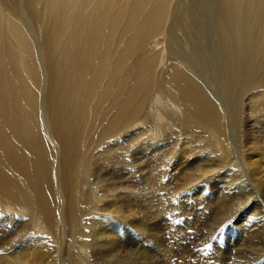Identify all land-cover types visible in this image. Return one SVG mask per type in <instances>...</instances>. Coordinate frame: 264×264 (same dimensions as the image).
I'll list each match as a JSON object with an SVG mask.
<instances>
[{
  "label": "bare ground",
  "instance_id": "obj_1",
  "mask_svg": "<svg viewBox=\"0 0 264 264\" xmlns=\"http://www.w3.org/2000/svg\"><path fill=\"white\" fill-rule=\"evenodd\" d=\"M201 1L21 0L23 6H17L15 0H0V215L14 212L1 215L0 222L21 224L12 233L8 227L12 240L0 241V264H189L192 253L186 254L185 248L179 256L174 254L180 243H174L173 251L165 248L160 259L146 252L162 246L161 231L133 226L140 239L147 234L153 240L149 247H134L127 240L133 229L120 228L117 221L139 223L144 214L133 202L137 196L132 191L125 188L124 195H117L110 189L108 185L119 183L113 175L118 168L108 167L122 159L131 168L132 153L147 140L160 143L173 137L182 143L187 157L181 161L187 160L180 163L186 166L180 172L184 181L177 182L176 191L194 188L231 166V179H241L248 193L241 208L255 207V201L249 202L264 192V143L260 152L258 143L242 146L241 141L249 139L255 127L252 117L261 111L264 116V0H216L212 9ZM189 10L200 18L209 16L216 25L214 37L209 31V42L216 41L209 54L213 57L204 56L208 49L202 47V36L191 35L196 22L190 20ZM26 26L38 31V40L29 36ZM159 36L165 47L157 51ZM213 77L215 88L208 80ZM156 106L160 109L155 112ZM174 140L163 146L170 147ZM164 147L162 153L169 156L173 147ZM239 164L248 179L258 178L253 192L244 184ZM218 182L226 183L222 178ZM84 186L87 194L81 202L78 194ZM190 192L186 194L192 196ZM182 195L187 197L184 191ZM96 198L106 202L95 205ZM84 209L87 218L81 220ZM228 219L227 210L216 215L209 230ZM24 224L37 231V237L25 243ZM5 236L0 231V240ZM257 237H264V228L249 239ZM18 241L16 248L13 243ZM243 252L245 257L238 253L230 264L251 258L264 264V250L256 255L257 244Z\"/></svg>",
  "mask_w": 264,
  "mask_h": 264
},
{
  "label": "rangeland",
  "instance_id": "obj_2",
  "mask_svg": "<svg viewBox=\"0 0 264 264\" xmlns=\"http://www.w3.org/2000/svg\"><path fill=\"white\" fill-rule=\"evenodd\" d=\"M16 1V5L17 6H23L22 5V2L21 0H15ZM202 3L204 2V4L206 5V9H209V6L210 8L212 9L213 6H216V0H203L201 1ZM191 5V3L189 4V6ZM185 6V5H184ZM188 6V5H186ZM198 6H202V5H198ZM201 9V8H200ZM200 9H198L200 11ZM190 14H189V18L190 20L193 21V23L195 24L196 22V27H195V34L194 32H192L191 35H195V37L197 36H202L201 39L203 40L204 43H202V47L205 48V49H208V54L207 52L204 51V56L206 57H213L212 55H209L211 54V52L213 51V49H215V44H216V41L214 40V42L210 43L209 42V31L211 33V36L213 35V32H216L217 29H216V25H214L213 21L211 20V18L208 16L204 17V16H201L198 17L196 14L195 11H191L189 10L188 11ZM195 12L196 14H193ZM187 13V12H186ZM184 13V15L186 14ZM188 14V13H187ZM186 14V15H187ZM196 15V16H195ZM199 15V14H198ZM24 19H26L28 21V18L27 16H24L23 17ZM195 18V19H194ZM199 21H198V20ZM205 19V20H204ZM25 20V21H26ZM26 21V24L28 23ZM204 21V22H203ZM207 21V23H205ZM213 22V23H212ZM198 23V24H197ZM203 24L207 25V29L205 30ZM25 25V23H24ZM210 25V26H209ZM212 25L215 26L212 28ZM26 29L29 33V36L31 37V34H32V39L33 37H35L36 40H38V31H35L33 29H28V27L26 26ZM209 29V30H208ZM34 32V33H33ZM177 37V36H174V38ZM214 37V35H213ZM38 43V42H37ZM155 44H157L156 46H158L156 48L157 51H160L162 48L164 49L165 47V40H164V37L163 36H159L157 39H156V42ZM208 55V56H207ZM211 72V71H210ZM212 74H214V72H212ZM210 82H214L215 84H211L212 85V88H215L216 87V84H217V81H216V77H213L212 79H208ZM210 85V84H209ZM210 85V86H211ZM43 90V89H42ZM40 95H41V92H40ZM244 107V106H243ZM160 108L159 107H155V112L157 110H159ZM262 111L257 114L256 116L252 117L253 119V122L252 124L255 125L254 126H251V130H252V133H250V137L249 139L247 137L244 136V142L241 141V145L243 146V144L246 142V144H254V143H258L260 145V147L258 146V150L260 152L263 151V146H261V143L263 142L264 143V116L262 115ZM42 125H41V128L43 129V134L44 136H48V132H47V126H46V123L44 122V119H42ZM249 126V127H250ZM239 133V132H238ZM239 136H241V133H239ZM49 138V137H48ZM172 138V139H171ZM167 137L166 139L163 140V138H160L162 139L163 141L162 142H155L156 144H159L158 146L153 142H150L149 140L147 141H143L141 142L140 146H138L133 153V159L130 157V159L133 162L132 163V169L127 167V163L125 164V161L121 159H118L116 162H113V164H111V166L108 167V164L106 163V166L108 168H118L117 169V172L114 173V179L116 181H119V186L117 183H111L110 185H108L110 187V189H112L114 191V194H117V195H124L121 194L123 192V190H125V188L129 191H132L134 194H136L137 197H135L136 199L133 200V202H137V207L139 208H142V212L140 211L141 215L143 216H146L141 218L142 222H137V223H130V221H125L124 223L122 222V220H117L119 222V224L121 223V227L122 228V225L124 227L125 230L128 229V227L132 228L134 232H131L129 234V237L127 238L128 240V243L133 245L134 247L135 246H143V247H149L151 244H152V239L150 240V237L147 236V234H145V238L142 240L140 239V235H138V228L137 230H135L134 228L136 227H133V226H138L139 227H143L145 229V231H150L151 229H155L156 232L161 231L163 234H165L163 236V240H160L162 241V246L160 244L159 247H156V250L153 251V248L151 250H147L146 248V252H150V256H157L158 259L161 258L162 255L165 256V248H168L169 250L173 251L174 249V243H180L179 245V248H175V251H174V254L176 256H179L182 251V249H180L181 247L184 249V251L186 252V254H191L192 257H189L188 260L193 262V263H189V264H230L231 261L235 260L236 261V257L239 256L238 253L240 254H243L244 257H245V253L243 252V249L245 251V249L248 247V246H255L257 244L258 246V252L256 253L259 254V250H264V243H263V240H264V237H257L256 240L254 239H249L255 232H258L260 229L264 228V196H262V194L264 195V192L263 191H259L260 192V198L259 200L258 199H253L249 202V204H251L252 202V205L254 204V201H255V207H252L251 209H247V210H244V207L242 206L241 208V205L244 203L243 201L245 196L247 197L248 193L245 192V189L243 187H241V179H239L237 181V179H231L232 177H230V167L229 166L227 169L225 168V174L222 175L221 171H218L216 172L214 175H209V177H205L203 179V181H201L200 183L196 184L194 188L192 187H188V189H180V190H175L177 189V182L179 184H181V182L184 181V177H182V175L180 174L181 171H183L184 167L185 166V163L180 165V163H183L185 162L186 160L184 159V161H181L183 159V157H187V155H184L183 152V146H182V143L179 142V143H175V138L173 137ZM50 139V138H49ZM169 139V141L167 140ZM171 139V140H170ZM166 140V141H165ZM174 140V143L172 145H170V147L172 146L173 147V152L169 154V156L167 154H164L162 152H164V149L162 150V148L164 147L163 145H168V143L170 141L173 142ZM165 141V142H164ZM145 143V145H144ZM154 143V144H153ZM163 143V144H162ZM180 144V145H179ZM151 145V146H150ZM143 146V148L141 147ZM149 146V147H148ZM155 147V150L156 152L154 151V148ZM146 147H147V150H146ZM169 146H165L164 148H170ZM151 148V149H149ZM261 148V149H259ZM176 149V150H175ZM179 149V150H178ZM152 150V152H151ZM262 150V151H261ZM137 151V153H136ZM143 151V152H142ZM180 151L183 155L179 154ZM140 152V154H139ZM151 154H150V153ZM154 152L156 154H154ZM136 153V154H135ZM149 153V155L147 156V154ZM159 153V154H158ZM176 153L178 155H176ZM143 154V155H142ZM145 154V155H144ZM161 154V155H160ZM173 154H174V157H173ZM135 155H137V157H135ZM141 155V156H140ZM181 155V156H180ZM140 156V157H139ZM143 156V157H142ZM151 156V157H150ZM183 156V157H182ZM153 157H156V158H153ZM158 157V158H157ZM162 157V158H161ZM165 157V158H164ZM176 157L178 158L177 160H174L176 159ZM182 157V158H181ZM135 158V159H134ZM140 158V159H138ZM152 158V159H151ZM168 158V159H167ZM171 158V159H170ZM145 159V160H144ZM148 159V160H147ZM162 159V160H161ZM246 159V158H245ZM141 160V161H140ZM119 161V162H118ZM124 161V162H123ZM149 162V163H146V162ZM162 161V162H160ZM175 161V162H174ZM121 162V163H120ZM124 164H123V163ZM153 162H155L154 164H152ZM159 164H158V163ZM177 162V163H176ZM137 164L139 167H137ZM191 164V163H190ZM262 164V167L264 169V161L261 163ZM114 165V166H112ZM115 165H118V166H115ZM120 165V166H119ZM126 167H125V166ZM135 165V166H134ZM142 165V166H141ZM146 167H145V166ZM160 165H163L162 167ZM180 165V166H179ZM184 165V166H183ZM172 166V167H171ZM180 168H179V167ZM253 166V165H252ZM100 167L102 168V166L100 165ZM120 167V168H119ZM136 167V168H135ZM158 169H157V168ZM166 167V168H165ZM237 167V170L239 171V173L242 175V177H244V184H247L249 186V188L252 190L253 192V185H255V180H258L257 177H253L251 179H248L247 177L248 176H245V174H243V167L241 164H239ZM254 167V166H253ZM124 168V169H123ZM127 168L130 169V171L127 170ZM143 168V169H142ZM164 168V169H162ZM172 168V169H170ZM176 168V169H175ZM242 168V169H241ZM142 169V170H141ZM148 169V170H147ZM150 169V170H149ZM174 169V170H173ZM179 169V170H178ZM181 169V170H180ZM55 170V169H54ZM121 170H126V174L123 173V172H120ZM133 170V171H132ZM144 170V171H143ZM161 170V171H160ZM166 170V171H165ZM176 170V171H175ZM227 170L229 172H227ZM135 171V172H134ZM138 171V172H137ZM156 174L157 171L159 172V174L157 175L158 178L156 180L155 178V172ZM165 171V173L163 172ZM131 172V173H130ZM133 172V173H132ZM144 175H143V173ZM162 172L164 173V175L162 174ZM228 173V176H227V173ZM133 174V177L132 175L130 174ZM148 173V174H147ZM153 173V174H152ZM173 173V174H172ZM193 173V172H192ZM119 174V176H117ZM151 174V175H150ZM193 174H198V173H193ZM128 175V176H126ZM161 175V177H159ZM171 175V176H170ZM264 175V174H263ZM145 176H149L147 178ZM151 176H153L154 180L151 179ZM211 176V177H210ZM214 176V177H213ZM226 176V177H225ZM117 177V178H115ZM217 177V178H216ZM230 177V179H229ZM106 178V176H105ZM119 178V179H118ZM129 178V179H128ZM135 178V179H134ZM171 178V180H170ZM207 178V179H206ZM222 178L223 180L226 181L223 182L221 185L219 184L218 182V179ZM228 178L229 179V182H228ZM127 179V180H126ZM134 179V180H133ZM141 179H143V182L141 181ZM162 179V180H160ZM177 179V180H176ZM183 179V180H182ZM214 179V180H213ZM253 179V180H252ZM161 182H160V181ZM174 180H176L174 182ZM181 180V181H180ZM235 180V181H234ZM250 180V182H249ZM136 181L137 184H134ZM147 183V186L145 184V182ZM171 181V183H170ZM230 181H234L233 183L230 182ZM237 181V182H236ZM240 181V182H239ZM247 181V182H245ZM123 182V183H122ZM156 182V183H155ZM163 182V183H162ZM167 182V183H166ZM121 183V184H120ZM131 183V185H130ZM150 185H149V184ZM152 183V185H151ZM159 183V185H158ZM166 185H165V184ZM231 183V184H230ZM115 184V186H114ZM125 184V185H124ZM139 184V185H138ZM142 185V188H141V185ZM164 184V185H163ZM175 184V185H174ZM124 185V186H123ZM140 187H138V186ZM155 185V186H154ZM173 185V186H172ZM133 186V187H132ZM135 186V187H134ZM144 186V188H143ZM149 186L150 189H153L150 191L149 190ZM159 186V187H158ZM164 186V187H163ZM168 188H166V187ZM121 187V188H120ZM138 187V188H137ZM197 187H200V190L199 192L197 193H192L189 191L190 190H193ZM217 189H216V188ZM236 187V189H235ZM106 187L103 188L102 192L106 193L107 190H105ZM116 190H115V189ZM124 188V189H123ZM129 188V189H128ZM134 188V189H133ZM146 188L149 190V191H146ZM165 188V189H164ZM173 188V189H172ZM184 188V187H183ZM120 189V190H119ZM139 189V191H138ZM143 189V190H141ZM157 189V190H156ZM215 189L217 191H215ZM220 189L223 191H220ZM126 190V191H127ZM166 190V192H165ZM171 191L173 193V196L170 194L169 191ZM173 190V191H172ZM175 190V191H174ZM182 190V191H181ZM121 191V192H119ZM141 191V192H140ZM143 191V192H142ZM155 191V192H154ZM181 191V192H179ZM184 191L185 195L187 197H185L184 195H182V192ZM204 191V192H203ZM116 192V193H115ZM178 192V193H177ZM192 194L191 195H187L186 193H189ZM226 192V193H225ZM239 192V193H237ZM241 192V193H240ZM165 193V194H164ZM166 193H169V194H166ZM209 193V194H208ZM213 193V194H212ZM215 193V194H214ZM225 193V194H224ZM236 193V195H235ZM255 193V192H254ZM86 194H87V187L84 186L82 187V192H80L78 194V198L81 202H83L86 198ZM211 194V195H210ZM240 194V195H238ZM244 194V195H243ZM168 195V196H167ZM207 197H206V196ZM170 196V198H169ZM177 196V197H175ZM191 196V197H190ZM198 196V197H197ZM209 196V197H208ZM241 196V198L239 197ZM139 197V198H138ZM197 197V198H196ZM225 197V198H224ZM172 198V199H171ZM202 198V200L200 199ZM209 198V199H208ZM240 198V199H238ZM205 199V200H203ZM210 200V201H209ZM218 200V201H217ZM240 200V201H239ZM101 203L104 204L106 202V199H103V198H96V200H94V203L93 204H98V203ZM224 201V203H223ZM225 201H227L230 205H228V203ZM235 201V202H234ZM258 201V202H257ZM144 202V203H143ZM233 202V203H231ZM203 203V204H201ZM215 203V204H214ZM221 205H219V204ZM223 203V205H222ZM238 203H240L238 205ZM144 204V205H143ZM259 204V206H258ZM143 205V206H142ZM214 205V206H213ZM216 205V206H215ZM218 205V206H217ZM232 205V206H231ZM221 208H220V207ZM223 206V208H222ZM225 206V207H224ZM228 206V207H227ZM237 206H240V209H238V211L236 210ZM157 207V208H156ZM216 207V209H215ZM218 207V208H217ZM257 207V208H256ZM191 208V209H190ZM193 208V209H192ZM206 208V209H205ZM220 209V210H219ZM225 211H224V210ZM230 209V210H229ZM209 210V211H208ZM226 210L230 216V219L232 217V219H228L226 222H224L223 224H219L218 226H215L213 225V229L214 230H209V227L212 225V223L216 220V215L218 216V214H223V213H226ZM237 211V215H236V211ZM86 211V209H84L83 211L80 210L79 212V215H80V218L81 220L82 219H86L87 216L86 214L84 215L83 212ZM144 211V212H143ZM244 211V212H243ZM230 212V213H229ZM254 214H253V213ZM14 213V212H13ZM12 212H8L7 211H2L1 215L2 216H6V215H11L13 214ZM81 213V214H80ZM143 213V214H142ZM217 213V214H215ZM233 213V214H231ZM246 213V214H245ZM148 214V215H147ZM161 214V215H160ZM249 214V216H248ZM0 215V216H1ZM15 216H19L18 214H14ZM157 215V216H156ZM211 215V216H210ZM239 215V216H238ZM152 216V218H151ZM242 216V217H241ZM211 217V218H210ZM238 217V218H237ZM215 218V219H214ZM144 219V220H143ZM198 219V220H197ZM81 220H80V224H79V227L81 226ZM197 221V222H196ZM213 221V222H211ZM240 221V222H239ZM130 223L128 224L129 226H127V223ZM146 222V223H145ZM206 222V223H205ZM209 222V223H208ZM248 222L252 223V224H249ZM192 223V224H191ZM2 224V225H1ZM18 224V225H17ZM143 224V225H142ZM151 224V225H150ZM15 226H11V225H4L2 222H0V231H2L3 234H5L6 236L5 237H2V239L0 241H8L9 239L12 240V238H10L11 236L8 237L9 233L8 232V227H10L11 229L9 230L10 233L14 232V228L16 229L17 227L19 228V226L21 227V224L18 222V223H15L14 224ZM17 225V227H16ZM125 225V226H124ZM197 225V226H196ZM209 225V227H208ZM127 226V227H126ZM200 226V227H199ZM2 227V228H1ZM4 227V228H3ZM147 227V228H146ZM232 227V228H231ZM204 228V229H203ZM245 228V230H244ZM157 229V230H156ZM194 229V230H193ZM199 229V230H198ZM223 229V230H222ZM209 230V231H208ZM24 243L26 242V240L32 236H36L37 237V231H34V229L31 227V226H26L24 224ZM215 231V232H214ZM6 232V233H5ZM243 232V233H242ZM140 233V232H139ZM189 233V234H188ZM179 234V235H178ZM197 236H196V235ZM244 234V235H243ZM187 235V236H186ZM194 236V237H193ZM199 236V237H198ZM6 237H7V240H6ZM135 237V238H134ZM187 237V238H186ZM193 239H192V238ZM138 238V239H137ZM175 239V240H174ZM185 239H189V240H186ZM193 240V241H190ZM21 240V239H20ZM148 240V241H146ZM150 240V242H149ZM198 240V241H197ZM199 240L201 242H199ZM248 240V241H247ZM22 241V240H21ZM132 241V242H131ZM145 241V242H144ZM251 241V243H250ZM243 242V243H242ZM249 242V243H247ZM127 243V244H128ZM141 243V244H140ZM164 243V244H163ZM188 243V244H187ZM195 243V244H194ZM252 243H255V244H252ZM20 242L18 241V244L16 243H13V245L17 248V246H19ZM185 244V245H184ZM189 246H187V245ZM198 244V245H197ZM199 244H201L202 246L199 247ZM223 244V245H222ZM251 244V245H250ZM164 245V246H163ZM183 245V246H182ZM211 247H209V246ZM186 246V247H185ZM198 246V247H197ZM214 246V247H213ZM247 246V247H246ZM163 247V249H162ZM190 247V248H189ZM192 247V248H191ZM196 247V248H195ZM207 247V248H206ZM194 248V249H193ZM233 250H232V249ZM190 249V250H189ZM231 249V250H230ZM192 250V251H191ZM154 253H153V252ZM164 251V252H163ZM191 251V252H190ZM231 251V252H230ZM152 252V253H151ZM159 252V253H158ZM234 252V254H233ZM163 253V254H162ZM195 253V254H194ZM210 255H209V254ZM221 255V259L220 258H217V255L218 254ZM223 253V254H222ZM231 253V254H230ZM199 254V255H198ZM204 256H203V255ZM227 254V257H224V255ZM194 255V256H193ZM203 256L204 259H201L200 256ZM216 255V256H215ZM232 255V256H231ZM160 256V257H159ZM163 256V257H164ZM201 256V257H202ZM211 256V257H210ZM196 257V258H195ZM207 257V258H205ZM156 258V257H155ZM195 258V259H194ZM211 258H214V259H211ZM216 258V259H215ZM206 259V260H205ZM211 259V260H210ZM254 258H251L250 262H245L244 261V264H250L252 263L251 261L253 260ZM196 261V262H194ZM257 261V260H256ZM256 262L254 261L252 264H255Z\"/></svg>",
  "mask_w": 264,
  "mask_h": 264
}]
</instances>
